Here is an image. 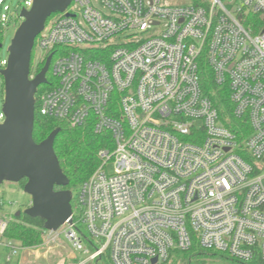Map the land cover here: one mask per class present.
I'll list each match as a JSON object with an SVG mask.
<instances>
[{"label":"built area","instance_id":"built-area-1","mask_svg":"<svg viewBox=\"0 0 264 264\" xmlns=\"http://www.w3.org/2000/svg\"><path fill=\"white\" fill-rule=\"evenodd\" d=\"M20 3L29 8L33 0ZM230 4L71 0L36 37L34 46L45 51L40 62L52 54L55 77L37 89L39 113L72 126L92 122L114 143L100 151L72 222L60 228L88 254L79 264L105 257L162 264L194 241L264 263V0ZM16 12L0 0L3 35ZM203 58L229 90L232 114L243 121L239 132L202 88ZM7 64L0 58V70ZM9 220L0 219V245L10 260L21 246L4 238Z\"/></svg>","mask_w":264,"mask_h":264},{"label":"water","instance_id":"water-1","mask_svg":"<svg viewBox=\"0 0 264 264\" xmlns=\"http://www.w3.org/2000/svg\"><path fill=\"white\" fill-rule=\"evenodd\" d=\"M70 3L71 0H33L30 8H23L20 14L23 21L8 48V64L0 70L5 82L6 114L5 121L0 123V184L27 178L24 190L32 200L25 212L45 219L49 231H57L66 222H72L73 192L55 189L56 185L69 183L54 150L59 129L39 143L33 137L35 94L38 86L47 82L52 54L34 78H30V69L35 39L46 20L53 13L65 11ZM20 214L18 210L16 215Z\"/></svg>","mask_w":264,"mask_h":264},{"label":"trees","instance_id":"trees-1","mask_svg":"<svg viewBox=\"0 0 264 264\" xmlns=\"http://www.w3.org/2000/svg\"><path fill=\"white\" fill-rule=\"evenodd\" d=\"M3 36V32H0V43L3 41ZM34 56L33 49L31 65L33 64ZM45 62L46 61H43L42 64L39 65L38 70L43 68ZM200 76L204 92L210 97L215 107L219 110L225 124L239 132V126L243 124V121L237 119L232 114L233 104L230 101L229 90L227 87L220 86L215 82L212 69L204 58L201 60L200 64ZM51 78L50 69L48 73L50 83ZM44 89L46 88L39 86L38 93ZM55 129H59V132L54 141V150L63 172L69 179L67 185H56L55 189H68L72 192L77 190L76 197L73 196L71 200L73 212H77L78 190L81 184L100 164V151L102 149H112L114 147L112 134L108 130L102 132L96 131L92 122H87L81 126H72L65 120L44 116L40 114L39 111L37 112L36 103L33 130L35 141L37 143L43 141ZM242 138L243 136L239 135V139L241 140ZM27 180L28 179L25 178L19 181L23 188ZM20 211V215H16V213L12 215L3 235L6 239L17 242L23 247L41 245L44 241V234L47 231L45 228V219L40 216H31L22 209H20ZM78 217L79 216L74 215L75 220ZM173 253L179 254L181 261H184L185 264H187V262L192 264L194 258L202 264L208 261L231 258L224 252L206 249L197 241H194L191 248L188 250H174L171 255ZM171 257L172 256H170L169 260ZM246 264L264 263L256 260L254 263Z\"/></svg>","mask_w":264,"mask_h":264},{"label":"rangeland","instance_id":"rangeland-1","mask_svg":"<svg viewBox=\"0 0 264 264\" xmlns=\"http://www.w3.org/2000/svg\"><path fill=\"white\" fill-rule=\"evenodd\" d=\"M21 0H7V4L12 6V10L17 7L16 16L18 19H12V23L9 27L4 29L3 36V46L0 48V58L6 59L9 56V45L11 43L12 38L15 35L16 30L19 25L23 21V17H21V11L23 8V3H20ZM178 0H173L176 2ZM231 0H224L229 8H232L230 4ZM30 8V7H29ZM57 13H53L55 16ZM52 17V15H51ZM34 60L32 65V74H35L37 67L40 63V60L45 56L44 49L40 47H34ZM1 79V78H0ZM55 81V77H52V83ZM40 86L44 88H48L50 84H40ZM1 82H0V98H1ZM2 110V106H0V111ZM39 111L37 105V112ZM109 170H112V165L109 166ZM77 190L73 191V196L76 197ZM4 199L5 204L1 206L0 204V219L1 218H12L18 210H25L31 205L32 196L27 193L22 184L14 181H4L0 184V203L1 200ZM61 228V227H60ZM59 228V229H60ZM5 238V236H4ZM6 239V238H5ZM7 241H10L6 239ZM11 242L20 246L19 243ZM91 250L93 248L91 247ZM19 252L15 255H12V258L9 260L8 256L11 253L9 247L4 245H0V264H18V260L20 258L19 264H79L84 258L88 256L80 251H76L72 246L70 241L67 239L62 229L58 231H49L47 230L44 234V241L41 245L33 246V247H19ZM73 254L76 255V258H73ZM171 259L162 264H185L184 261H181V257L177 253H173L171 255ZM87 264H111L110 260L105 257L100 259L99 261L93 260L88 262ZM187 264H189L187 262ZM192 264H202L199 263L196 258L193 259ZM205 264H246L244 262L226 258L225 260L218 259L217 261H208Z\"/></svg>","mask_w":264,"mask_h":264},{"label":"flooded vegetation","instance_id":"flooded-vegetation-1","mask_svg":"<svg viewBox=\"0 0 264 264\" xmlns=\"http://www.w3.org/2000/svg\"><path fill=\"white\" fill-rule=\"evenodd\" d=\"M42 62H43V61H41V62L39 63V65L42 64ZM32 65H33V64H32ZM32 65H31V70H32ZM39 65H38V67H39ZM38 67H37V70H36V72H35V75H36V74L42 69V68H41L40 70H38ZM50 68H51V64H50L49 70H48V72H47V74H46V78H47V79H48V73H49V71H50ZM37 71H38V72H37Z\"/></svg>","mask_w":264,"mask_h":264},{"label":"crops","instance_id":"crops-1","mask_svg":"<svg viewBox=\"0 0 264 264\" xmlns=\"http://www.w3.org/2000/svg\"><path fill=\"white\" fill-rule=\"evenodd\" d=\"M73 258L75 259L76 258V255L75 254H73ZM20 263V258H19V260H18V264Z\"/></svg>","mask_w":264,"mask_h":264},{"label":"bare ground","instance_id":"bare-ground-1","mask_svg":"<svg viewBox=\"0 0 264 264\" xmlns=\"http://www.w3.org/2000/svg\"><path fill=\"white\" fill-rule=\"evenodd\" d=\"M38 72V71H37Z\"/></svg>","mask_w":264,"mask_h":264}]
</instances>
